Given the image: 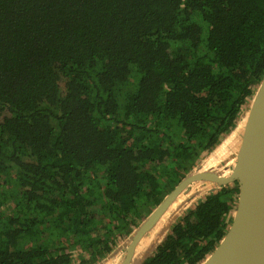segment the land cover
<instances>
[{
    "label": "trees",
    "instance_id": "obj_1",
    "mask_svg": "<svg viewBox=\"0 0 264 264\" xmlns=\"http://www.w3.org/2000/svg\"><path fill=\"white\" fill-rule=\"evenodd\" d=\"M263 74L264 0H0V264L102 261ZM237 198L206 194L141 264H200Z\"/></svg>",
    "mask_w": 264,
    "mask_h": 264
},
{
    "label": "water",
    "instance_id": "obj_2",
    "mask_svg": "<svg viewBox=\"0 0 264 264\" xmlns=\"http://www.w3.org/2000/svg\"><path fill=\"white\" fill-rule=\"evenodd\" d=\"M243 120L231 167L210 165L215 150L183 177L161 202L97 264H141L172 224L206 194L237 182L238 198L232 221L215 249L200 264H264V74ZM217 160V159H216ZM207 185L192 189L194 184Z\"/></svg>",
    "mask_w": 264,
    "mask_h": 264
},
{
    "label": "rangeland",
    "instance_id": "obj_3",
    "mask_svg": "<svg viewBox=\"0 0 264 264\" xmlns=\"http://www.w3.org/2000/svg\"><path fill=\"white\" fill-rule=\"evenodd\" d=\"M245 109H247V108L245 107ZM242 120H244V119H242ZM241 123H243V121H240V124ZM239 127L240 128H239L237 134H235V136L233 138H230V140L228 141V145H226L224 147V149H223L224 152L222 151L223 153L221 152V154H220V155H223L227 150L229 151V149H230L229 154H228V157L227 158L225 157V159H223V161H220V166L228 165L229 167H231V165H232V162L234 160V154L236 152L237 143L240 140L239 139V136H240L241 130H242L241 129L242 128L241 125H239ZM230 145L232 146V148H229ZM207 156H210V153H203L202 156H201L200 162L202 160L204 162V160H205V158ZM206 162H207V164H213L214 163V160L209 159ZM204 185L206 186L207 184L206 183H204V184L197 183V184H194L192 186V189H194V190L195 189H199V188L203 187ZM75 264H79L78 261L75 262Z\"/></svg>",
    "mask_w": 264,
    "mask_h": 264
},
{
    "label": "bare ground",
    "instance_id": "obj_4",
    "mask_svg": "<svg viewBox=\"0 0 264 264\" xmlns=\"http://www.w3.org/2000/svg\"><path fill=\"white\" fill-rule=\"evenodd\" d=\"M241 121H243V120H241ZM240 125H241V127H242V128H241V129H242V130H241V133H242V131H243V123H241ZM239 128H240V127H239ZM240 135H241V134H240ZM232 137H233V136H232ZM239 137H240V136H239ZM240 140H241V139H240Z\"/></svg>",
    "mask_w": 264,
    "mask_h": 264
}]
</instances>
